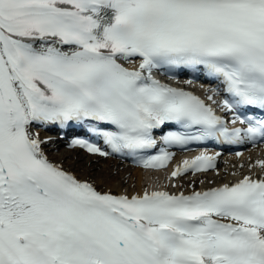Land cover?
<instances>
[{
  "label": "snow or ice",
  "instance_id": "obj_1",
  "mask_svg": "<svg viewBox=\"0 0 264 264\" xmlns=\"http://www.w3.org/2000/svg\"><path fill=\"white\" fill-rule=\"evenodd\" d=\"M185 69L218 82L207 99L231 120L154 74ZM51 127L145 168L172 148L264 142V0H0V264H264V176L115 194L48 158Z\"/></svg>",
  "mask_w": 264,
  "mask_h": 264
},
{
  "label": "bare ground",
  "instance_id": "obj_2",
  "mask_svg": "<svg viewBox=\"0 0 264 264\" xmlns=\"http://www.w3.org/2000/svg\"><path fill=\"white\" fill-rule=\"evenodd\" d=\"M45 135L46 134L41 135V137ZM45 153L52 162L60 164L71 172H73L72 169H74L75 166H82L84 168L82 173H73L78 175L81 179L94 182L95 186L102 191L130 193L136 190L140 191L145 186L154 185H145L141 183L144 178L143 176L147 175L149 170L126 166L111 158L90 154L86 150L80 148H66L63 145L58 149V152L46 150ZM242 153L243 154L240 155L241 158L235 157V155L222 156L221 163L217 164L215 169L207 171L206 173L196 174L189 180H187L188 176L186 175L179 179H172V181L175 180L178 185H182V187H177L176 189L188 191L192 189L193 181H195V185L198 183L200 186H210L221 182H228L233 178H240L247 174L264 173V168H261L257 163L261 161V158L264 159V146L247 148ZM98 166L101 167L97 168ZM113 169L117 171V174L113 175L112 172L110 173ZM159 173H165V171L159 170L154 172L156 175H159ZM93 174L97 176V180L94 179ZM126 174L127 178H125ZM165 179L168 180L169 177L166 176ZM115 180H117V183H114ZM128 180L129 183L127 182ZM201 180L204 181L203 184L200 183ZM133 181H135V186L131 185ZM158 185L162 186L165 185V183H160Z\"/></svg>",
  "mask_w": 264,
  "mask_h": 264
},
{
  "label": "rangeland",
  "instance_id": "obj_3",
  "mask_svg": "<svg viewBox=\"0 0 264 264\" xmlns=\"http://www.w3.org/2000/svg\"><path fill=\"white\" fill-rule=\"evenodd\" d=\"M100 167H101V166H100ZM100 167L98 166L97 168H100ZM97 168H96V169H97ZM96 169H95V170H96ZM74 170H75L76 172H78V173H82V172L84 171V168H83L82 166H75V167H74ZM111 172H112L113 175L117 174V171H116V170L114 171V169L111 170L110 173H111ZM127 174H128V173H127ZM127 174H126V177H125V178H127ZM93 177H94L95 180L98 179L97 176H95V174H93ZM127 182L129 183V180H128ZM114 183H117V180H115ZM132 183H133V186H135V182H132ZM130 184H131V183H130ZM131 185H132V184H131Z\"/></svg>",
  "mask_w": 264,
  "mask_h": 264
}]
</instances>
